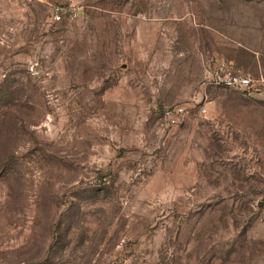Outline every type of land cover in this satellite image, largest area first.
<instances>
[{"label":"rangeland","instance_id":"obj_1","mask_svg":"<svg viewBox=\"0 0 264 264\" xmlns=\"http://www.w3.org/2000/svg\"><path fill=\"white\" fill-rule=\"evenodd\" d=\"M0 264H264V0H0Z\"/></svg>","mask_w":264,"mask_h":264},{"label":"built area","instance_id":"obj_2","mask_svg":"<svg viewBox=\"0 0 264 264\" xmlns=\"http://www.w3.org/2000/svg\"><path fill=\"white\" fill-rule=\"evenodd\" d=\"M55 18L59 19V9H55ZM209 83L215 86H223L227 88L252 89V81L249 77H244L232 73L224 63H220L217 69L209 78ZM185 105H174L165 108L161 114L162 126L165 129L176 128L186 115ZM200 114H205L206 109L200 108Z\"/></svg>","mask_w":264,"mask_h":264}]
</instances>
